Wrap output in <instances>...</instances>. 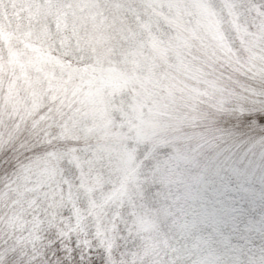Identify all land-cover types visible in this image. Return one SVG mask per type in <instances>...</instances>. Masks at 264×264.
<instances>
[{"label":"rangeland","instance_id":"1","mask_svg":"<svg viewBox=\"0 0 264 264\" xmlns=\"http://www.w3.org/2000/svg\"><path fill=\"white\" fill-rule=\"evenodd\" d=\"M254 36L264 0H0V100L13 97L0 106V154L12 119L39 133L40 107L77 92L63 107L66 145L48 142L46 161L0 182V264H264V140L247 144L226 123L264 100L208 70L230 52L263 79L264 53L242 50ZM173 88L179 125L168 129ZM192 99L211 127L192 121ZM154 134L179 147H155ZM223 186L236 189L226 209Z\"/></svg>","mask_w":264,"mask_h":264},{"label":"trees","instance_id":"2","mask_svg":"<svg viewBox=\"0 0 264 264\" xmlns=\"http://www.w3.org/2000/svg\"><path fill=\"white\" fill-rule=\"evenodd\" d=\"M190 33L191 35L196 36V33L194 31L190 30ZM250 38L251 39L247 40L248 42H246L244 45L242 44V50L245 47L250 48V52L246 53L248 55V58L252 59V57H260V56L263 57L264 38H258L257 36L250 37ZM192 48L193 46L192 47L188 46L187 48L184 49L183 52H185L186 56L185 58L182 59V61L180 60L179 65L177 64L178 66H181V67L186 66V62L190 54H193V50H190ZM208 64H210V60ZM210 65L213 67V70H211ZM210 65L208 68L210 78L211 77L215 78L220 85L227 86L228 84L232 83L234 80L237 79L239 82L243 83V86H246L248 88L249 92L250 91L254 92L257 98L259 97L260 99L264 100V74L262 75L263 79H259L258 77H256L254 75V71H251L248 69V63L247 62L243 63V61L238 56H236L235 53L229 52L228 55H225V57H223V60H220L218 63L212 62ZM193 68L197 70L196 67L192 66V69ZM263 73H264V70H263ZM188 77L189 76H187V73H185L184 75L178 76L176 72V75L172 77L171 80L175 79L176 83L178 80H184L187 90H191V85H190L191 82L189 81ZM70 87L71 86L68 85L64 89H68ZM72 87L74 86L72 85ZM78 87L80 86L75 85V89ZM62 92L63 91H61L60 86H59L58 93L60 94ZM71 93L74 96L72 100H70V96H67V95L65 97H58L57 99L59 101L58 104H60L61 106L53 104V106L50 109L44 110L48 113V115L44 117L45 121L43 125L40 127L41 131L39 133L36 132V128L38 126L37 122H29V124L27 125L24 124L25 126H23L21 122H16L20 120L21 118V117H18L16 119H12L11 122L8 123V124H11V126L13 124L14 125L12 126L9 139H6L7 145L3 148L0 154V169H1L0 173L5 174V176H0V182L2 179L10 177L13 173V170L16 169V167L21 168L22 165L29 166L30 162H32L37 156H41L45 158V161H46L47 153H49L50 149L52 148L48 142L58 144V146L60 145L62 147L66 145V141L62 142L65 139L63 136L57 137L53 135V138L51 139V137H49L48 135L50 134L49 132L51 130L54 131L57 129V127H61V122L68 117L69 109L65 110V108L63 107L69 108L66 105L67 101L74 102L77 97V92L71 91ZM178 95H179L178 91L175 88H173L172 93L170 95V97H173V98L169 100L168 102V111L175 119L171 118L170 120L167 121L168 129L177 128V126L179 125L177 122L175 110L173 107V102L175 100V97ZM9 96H10V93L6 91L3 99L0 100V106H5L7 108L8 106L7 100ZM196 97L199 98V96H196ZM179 100L180 98H178V104L180 105ZM194 100L192 99L191 104H189L190 107L193 106L192 110L195 108V113L192 116V121L196 125V122L198 120L200 121L202 126L206 127L208 124V119H206V115L200 114L201 109H197V108H201V105L203 103L199 102V99H197L196 106H195V104H192ZM50 103H56V100L55 101L50 100ZM70 109H71V112H74L76 110L72 108V106L70 107ZM208 109L210 110L211 106ZM245 109H246V112L242 114V116H240L239 118L240 119L239 124H238V121L230 122V119L228 120L227 118L226 120L227 127L238 130L240 132V136L244 140H246L247 144H250L249 143L250 140L252 141H255L256 139L264 140V123L256 119V117L259 116L260 114H264V111H261L259 109H253L252 106L246 105V104H245ZM192 110L190 111V114L192 113ZM41 112L42 111H40V113ZM213 123H214V120H212V122L208 124L209 125L208 128L211 127ZM176 134L174 135L172 139V143H169L172 137L171 134H166L164 136H158L154 134L155 136H152L153 140L151 142L155 147L157 144L156 141H161L162 143H169L168 146H170L172 150H176L179 147V144H175V141L177 140ZM45 142L47 143L44 146ZM46 148H49V149H47L46 151ZM0 191H2L1 187H0ZM1 212L2 214H4L5 210L3 209ZM0 248L2 249V253H4L3 245H0ZM48 257L51 258L49 253H47L44 256V259H47ZM7 264H9V260ZM33 264H43V260H38L34 262ZM48 264H55V262L52 259L51 262H48ZM64 264H81V263H79V260L77 258V262L75 263L69 261V263L65 262ZM86 264H93V262L86 263ZM120 264H122L121 261H120Z\"/></svg>","mask_w":264,"mask_h":264},{"label":"snow or ice","instance_id":"3","mask_svg":"<svg viewBox=\"0 0 264 264\" xmlns=\"http://www.w3.org/2000/svg\"><path fill=\"white\" fill-rule=\"evenodd\" d=\"M256 119L260 120L262 123H264V114H260L259 116L256 117ZM223 171V169H221ZM229 184L231 181L228 182ZM236 189H233L231 187L223 186V187H217L214 189L215 193V199L219 200L221 205L224 206V208H228L233 206L234 201L228 199L229 194L231 192H234ZM231 215V213H226L221 217L222 221L224 224L227 226L229 224L228 216Z\"/></svg>","mask_w":264,"mask_h":264}]
</instances>
